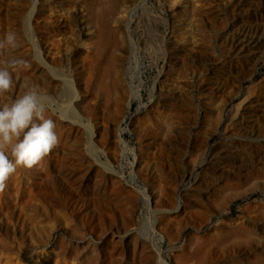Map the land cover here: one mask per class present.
<instances>
[{"label":"rangeland","instance_id":"obj_1","mask_svg":"<svg viewBox=\"0 0 264 264\" xmlns=\"http://www.w3.org/2000/svg\"><path fill=\"white\" fill-rule=\"evenodd\" d=\"M139 1L0 0V62H14L0 105L30 88L67 102L39 47L75 78L96 130L90 152L85 130L45 105L59 143L0 191V264H264V0H147L129 108ZM100 71H116L110 96ZM128 110L133 153L119 137Z\"/></svg>","mask_w":264,"mask_h":264},{"label":"clouds","instance_id":"obj_2","mask_svg":"<svg viewBox=\"0 0 264 264\" xmlns=\"http://www.w3.org/2000/svg\"><path fill=\"white\" fill-rule=\"evenodd\" d=\"M5 41L14 46L15 35L7 34ZM13 63L0 62V95L13 89ZM44 112L42 98L31 88L0 105V191L18 167L31 168L58 145L55 124Z\"/></svg>","mask_w":264,"mask_h":264},{"label":"bare ground","instance_id":"obj_3","mask_svg":"<svg viewBox=\"0 0 264 264\" xmlns=\"http://www.w3.org/2000/svg\"><path fill=\"white\" fill-rule=\"evenodd\" d=\"M147 0H140L138 3L133 5L128 11V21L126 27V33L129 39L130 48L134 56V63L128 72V82L131 88V96L128 101L130 108V101L133 98L140 95V87L137 83L138 77L140 75V63L138 60L139 45L132 35V26L134 23L135 16L138 11L146 4ZM100 5V3H99ZM103 6H100L92 12V20L96 22V32L100 36L103 32V24L101 27L98 25V20L102 22L104 14L102 13ZM101 18V19H100ZM25 29L29 32L32 31L30 26V16L28 15L25 20ZM36 54L40 58V61L47 67V69L52 73V75L62 83V91L67 95V102H61L52 94H42L38 93L42 98L44 105L50 107L53 111L60 113L65 119L72 123L81 126L88 135V149L90 152L93 150L94 138L96 136V130L94 124L87 119V117L76 107V102L82 97L79 91L77 82L75 78L70 76L63 68L53 64L50 60L45 58L39 47L36 49ZM116 71H100L99 80L97 83L98 90L102 91L105 95L110 96V91L115 88L117 83V78L115 76ZM110 88V90H109ZM108 102V101H107ZM132 113L128 110L123 118V127L119 131V137L123 142L125 150L129 153H133V149L130 145V141L134 139V133L129 128L130 119ZM150 228L152 230L153 237L157 238L158 249L163 252L166 248L164 243L166 241V236L159 232L155 227V220L150 222ZM158 264H170V262L161 253L159 255Z\"/></svg>","mask_w":264,"mask_h":264},{"label":"water","instance_id":"obj_4","mask_svg":"<svg viewBox=\"0 0 264 264\" xmlns=\"http://www.w3.org/2000/svg\"><path fill=\"white\" fill-rule=\"evenodd\" d=\"M130 107H131V104H130Z\"/></svg>","mask_w":264,"mask_h":264}]
</instances>
